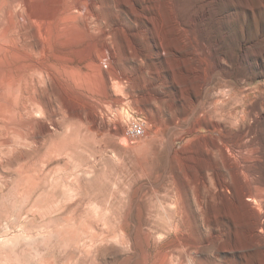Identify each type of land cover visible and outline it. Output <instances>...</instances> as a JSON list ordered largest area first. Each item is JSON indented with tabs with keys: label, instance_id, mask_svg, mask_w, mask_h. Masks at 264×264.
Segmentation results:
<instances>
[{
	"label": "rangeland",
	"instance_id": "obj_1",
	"mask_svg": "<svg viewBox=\"0 0 264 264\" xmlns=\"http://www.w3.org/2000/svg\"><path fill=\"white\" fill-rule=\"evenodd\" d=\"M217 62L264 88V0H0V264H264V113L227 146Z\"/></svg>",
	"mask_w": 264,
	"mask_h": 264
},
{
	"label": "bare ground",
	"instance_id": "obj_2",
	"mask_svg": "<svg viewBox=\"0 0 264 264\" xmlns=\"http://www.w3.org/2000/svg\"><path fill=\"white\" fill-rule=\"evenodd\" d=\"M66 20H64V21H66ZM74 25H76V24L74 23ZM63 26H66V25L64 24ZM220 66H221L220 62H217L215 64V66L213 68V73L211 74L210 78L208 80H206L204 83L203 105L208 104V107H206V108L203 107V115L208 116L211 121L223 122L224 125L240 126L238 139L233 141V142L230 141L229 143H226V144H228L227 145L228 147L232 146L235 152H241L243 154H249V157L251 158V155H253L252 153L254 152V148L250 144L252 142V140L249 139V137H250V134L255 130L254 126H253V122L261 119V116L264 113V109L259 110V108L256 107L259 104L258 99L259 98L264 99V88L261 87V85L260 86L256 85L254 87H249L248 89H245V90L243 88L237 89L238 82H236L235 79H232L231 75H227V74L223 73L220 70ZM120 82H121L120 78H117L116 82L114 80L108 81V85H110V86L111 85H119ZM240 86H241V84H240ZM219 88L221 90L218 92V94L217 95L214 94L215 93L214 91L218 90ZM222 88H229V89L225 90ZM258 91L260 92V95H258L259 94V93H257ZM33 103H34V105L37 104L36 109L38 110V112H40V113L45 112L44 107H43V103L38 101V99L35 100ZM253 103H254V106H252ZM262 105H264V101H263ZM206 121H208V120H206ZM224 125H220V126L223 127ZM213 127L217 128L218 126L214 125ZM25 129H23V130L25 131ZM23 130H18V133H20V135H22V136H24ZM10 138H12V137H10ZM246 162H248V161H246ZM235 173L237 176L240 177V179H242V181L243 180H249L251 188L249 190H247V193H246L248 196L247 198L250 201L249 202L250 205L255 209V211L258 215L257 227L261 228V230H264V189H259L256 186V184H257L256 177L252 173H249V171L246 170V168H244L243 166H241V165L236 166L235 167Z\"/></svg>",
	"mask_w": 264,
	"mask_h": 264
},
{
	"label": "built area",
	"instance_id": "obj_3",
	"mask_svg": "<svg viewBox=\"0 0 264 264\" xmlns=\"http://www.w3.org/2000/svg\"><path fill=\"white\" fill-rule=\"evenodd\" d=\"M145 121H135L130 126L127 127V135L132 138H138L145 134L146 127Z\"/></svg>",
	"mask_w": 264,
	"mask_h": 264
}]
</instances>
